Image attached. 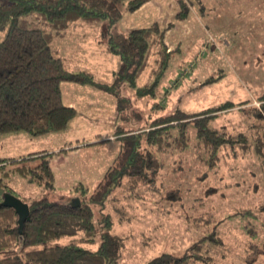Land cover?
<instances>
[{"label":"trees","instance_id":"trees-1","mask_svg":"<svg viewBox=\"0 0 264 264\" xmlns=\"http://www.w3.org/2000/svg\"><path fill=\"white\" fill-rule=\"evenodd\" d=\"M123 1L0 0V31L5 32L0 41V136L20 131L39 136L65 129L76 115V109L64 104L60 84L73 82L92 85L114 95L117 116L113 135L119 139L116 157L93 190L89 191L82 183L74 186V195L80 199L77 207L65 204V194L52 198L55 178L49 153L32 152L19 158L40 159L30 170L45 192L40 197L23 198L29 213L20 233L16 211L0 205V264H119L124 238L109 231L113 221L110 214L104 215L99 225L94 223L95 207L100 211L106 207L114 209L115 214H120L117 218L121 223L125 211L117 205L119 200L134 194L138 196L139 191L153 190L157 195L162 194L155 186L157 172L171 156L179 157L180 162L184 158L193 160L206 172L216 171L225 155L224 149L234 158L250 157L264 189V89L257 96L258 106L251 101L239 104L225 101L196 113L177 108L137 127L128 124L141 117L132 112L137 101L156 95L177 48L169 49L165 30L157 22L130 30L125 37L117 39L111 29L121 19L120 3ZM145 1L130 0L128 9L136 10ZM178 2L177 18L182 19L188 14L191 2ZM206 7L200 4V12L208 14L210 9ZM221 18L213 14L203 17L208 30L210 26L216 27ZM102 22H106L107 51L116 54L120 61L112 82L97 81L87 70H69L53 45L57 37H62L76 23L92 29ZM145 72L148 74L146 80L139 84ZM216 79L211 76L204 83ZM154 106L160 107L159 104ZM232 110H236L240 119L234 128L228 129L218 119ZM7 160L16 161L17 158H2L0 163ZM3 186L0 179V187ZM217 189L208 186L205 193L212 194ZM118 193L120 196L116 199ZM164 194L169 202L181 197L177 187L168 188ZM262 211L264 205L261 204L256 211L243 208L227 216L239 217L242 221L247 219L242 226L243 232L248 238L257 236L256 241L253 242L252 237L246 247L244 260L248 264L262 253L258 245V241H263L259 239L264 230V221L260 219ZM212 221L211 215L192 217L188 230L193 228L199 234L196 240L179 253L160 251L144 264H219L217 256L225 243L217 230L218 221ZM98 228L97 238L94 232ZM80 232L88 233L87 238L63 245L46 244ZM82 243H97V246L92 250ZM2 253L5 255L1 256Z\"/></svg>","mask_w":264,"mask_h":264},{"label":"rangeland","instance_id":"rangeland-1","mask_svg":"<svg viewBox=\"0 0 264 264\" xmlns=\"http://www.w3.org/2000/svg\"><path fill=\"white\" fill-rule=\"evenodd\" d=\"M178 1L146 0L133 11L128 9L130 0L120 3L121 19L111 29L117 39L125 37L130 30L157 22L165 30V42L169 49L177 48L158 85L156 95L138 100L132 108V112L141 116L128 123H133V127L172 113L177 108L187 113H196L225 101L235 104L251 101V104L259 105L257 96L264 89V0H189L191 6L182 19L177 18L180 9ZM200 4H206L210 12L201 13ZM212 14L222 18L218 25L213 22L216 27L212 29L210 26L211 30H208L203 17ZM105 25L106 22H102L91 29L82 23H76L62 37L55 39L53 45L59 54L70 60L69 63L65 60L69 70H87L100 82L114 80L120 61L116 54L107 51ZM4 36L5 32L0 31V41ZM147 75L145 72L138 83L146 80ZM211 76L217 79L204 83ZM64 94L66 101V89ZM73 97L81 98L79 93ZM114 99L116 102L115 97ZM103 102L107 103L106 100ZM97 103H100L99 100ZM101 104L107 108V105ZM154 104H159L160 107ZM89 110L93 112L95 109ZM81 111L87 114L82 117L90 116L84 107ZM114 116L94 111L89 117L90 124L101 126L105 130L99 131L103 132L101 135L96 136L99 132L94 133L90 129L79 132L78 140L70 139L73 146L49 153L55 178L53 199L59 194H65L67 198L75 196L74 186L78 183L91 191L101 180L119 151V139L113 135L116 122ZM239 119L236 110H232L220 115L218 121L232 129ZM67 130L68 133L77 132L74 129ZM99 136L102 140L93 142ZM15 148L17 149L16 145L9 143L7 139H1L0 159L17 158ZM224 153L215 172H206L193 160L184 158L180 162L177 156L168 157L164 166L158 170L155 183L162 194L157 195L153 190L144 193L139 191L138 196L134 194L119 200L117 205L125 211L121 223L117 218L120 214H115L114 209L106 207L100 211L95 207L94 223L99 225L101 218L110 214L113 221L109 231L124 238L125 247L119 264H144L160 251L179 253L183 247L198 238L199 234L193 228L188 230V221L201 215L205 218L211 215L212 223L218 221L217 230L225 243L220 248L221 254L217 256L218 263L248 264L244 260L246 247L252 237L255 242L257 236L248 238L243 232L242 226L247 219L242 221L239 217L227 216L243 208L256 211L261 204L264 205V189L255 166L251 164L252 158H234L226 149ZM37 162V158H17L16 161L0 163V179L4 184L0 190L22 201L25 197L42 196L45 190L30 170ZM179 165L181 166L178 167ZM201 176L203 178L199 179ZM31 180L36 183L32 185ZM36 184H40L41 188L38 189ZM208 186L218 189L207 194L205 191ZM174 187L179 189L181 197L169 202L164 191ZM117 196H120L119 193L115 198ZM3 200L4 197L0 195V203ZM189 206H193V209H188ZM261 215L260 219L264 221V211ZM187 216L191 217L186 219ZM87 234L80 232L53 239L46 244L79 242L86 239ZM99 234L98 228L94 235L98 238ZM260 236L259 239L263 241H258V245L262 253L252 264H264V230H261ZM82 244L92 250L97 246V243Z\"/></svg>","mask_w":264,"mask_h":264},{"label":"crops","instance_id":"crops-1","mask_svg":"<svg viewBox=\"0 0 264 264\" xmlns=\"http://www.w3.org/2000/svg\"><path fill=\"white\" fill-rule=\"evenodd\" d=\"M64 59L69 63L70 60L67 57H64ZM61 91H62V99L65 102V105L74 107L76 109V115L74 118L69 122L68 126L57 132H51L47 134H43L40 136H32L26 132H14L9 134H3L0 136V140H8L9 143H13L16 145V155L17 158H20L21 156H25L32 152H39V151H45L47 153H53L56 150H61L62 148L65 149L68 146H73V144L70 143L71 138H78L80 135L79 132H84L85 130H93L94 133H97L99 131H105L102 129L101 126H97L95 124H90V116L94 114V111L98 110L101 114L104 113L106 115L111 114L117 115V102H115V99L112 94L106 93L98 88H95L94 86L88 85V84H78L73 82H62L61 84ZM66 89L68 100L65 101L64 97V90ZM79 93L80 99L75 98L74 94ZM104 95H110V96H104ZM108 97V98H107ZM113 97V98H112ZM99 100L100 103H97ZM107 103H104L105 101ZM96 102V103H95ZM101 103L107 105V108L102 105ZM101 104V105H100ZM85 109V111L90 115L87 118L82 117V115H87L85 112L81 111V108ZM89 109L93 110V112ZM113 119V118H112ZM110 121V119H108ZM109 124V122L107 121ZM107 124V126H109ZM111 127V126H110ZM100 128V129H99ZM67 129H74L77 131L76 133H68ZM107 130V129H106ZM103 132H99L96 134V136L101 135ZM40 137V138H38ZM78 140V139H77ZM102 140L101 136H99L98 139H95L93 142ZM72 142V141H71ZM78 145L81 143H77ZM78 147V146H75ZM16 157V156H15ZM37 158V157H32ZM38 162L40 161L39 158ZM38 162L36 164H38ZM50 166H53V162H50ZM32 185L36 182L34 180H31ZM36 187L38 189L41 188L40 184H36Z\"/></svg>","mask_w":264,"mask_h":264},{"label":"water","instance_id":"water-1","mask_svg":"<svg viewBox=\"0 0 264 264\" xmlns=\"http://www.w3.org/2000/svg\"><path fill=\"white\" fill-rule=\"evenodd\" d=\"M0 195L4 197V200L0 203L2 206L13 208L18 215V231H22L23 223L29 213L28 204L8 193H3L0 190ZM65 204L70 207H77L80 205V199L78 196L69 197L66 199Z\"/></svg>","mask_w":264,"mask_h":264}]
</instances>
